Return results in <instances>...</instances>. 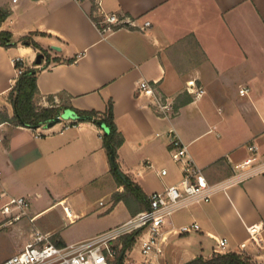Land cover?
<instances>
[{"label": "crops", "instance_id": "0c3cea01", "mask_svg": "<svg viewBox=\"0 0 264 264\" xmlns=\"http://www.w3.org/2000/svg\"><path fill=\"white\" fill-rule=\"evenodd\" d=\"M0 6L11 9L1 28L16 42L0 44V194L25 196L31 206V201L44 199L13 224L5 223L0 201V232L8 229L3 233L16 241L14 251L0 258V264L23 249L36 230L67 244L132 216L124 201L111 200L124 186L111 171L105 130L99 124L65 115L52 126L3 121V114H14L9 93L18 75L15 58L39 68V104L48 105L49 94L56 102L68 94L72 105L82 110L105 111L113 102L115 123L125 138L119 161L148 196L181 176L171 155L170 129L188 145L210 182L239 171L251 156L264 159V0H103L107 11L137 18L140 24L152 22L145 30L122 26L107 36L92 21L88 3L0 0ZM27 34L50 54L47 67L42 68L45 56L37 63L39 48L22 43ZM142 79L155 82L158 91L174 101L170 117L158 115L147 98L138 95ZM188 81L203 93L189 92ZM242 88L247 91L241 93ZM162 168L167 174H160ZM88 190L95 192V200ZM48 209L57 210L66 227L86 218L104 222L65 232L66 228L37 223ZM193 222L200 228L180 232L182 225ZM254 223L264 225V173L172 214L162 228L163 252L154 261L182 264L199 255L210 257L217 239L226 238L222 250L264 262V230L261 246L250 242L240 247L249 237L247 226ZM132 247L123 264H146L136 244Z\"/></svg>", "mask_w": 264, "mask_h": 264}, {"label": "built area", "instance_id": "2783aa9c", "mask_svg": "<svg viewBox=\"0 0 264 264\" xmlns=\"http://www.w3.org/2000/svg\"><path fill=\"white\" fill-rule=\"evenodd\" d=\"M17 2L18 0H13ZM80 4L91 5L90 17L102 36H107L116 28L136 27L145 30L152 22L146 20L143 24L137 18L121 15L115 11H107L103 7V0H76ZM22 58H15L16 60ZM188 91L198 95L203 93L202 88H196L193 81H188ZM247 90L242 88L241 93ZM139 96L147 98L148 102L160 116L170 117L175 110L174 101L158 91L156 83L147 79L139 81L137 86ZM63 120L62 112L58 114L56 122ZM67 126V124H65ZM172 136V159L181 168L180 179L175 183L167 184L163 189L153 191L149 195V207L132 215L121 224L100 232L90 238L58 245L51 240L49 234L36 230L33 238L23 249L14 253L2 262V264H113L119 250V241L126 234L140 230L136 236L139 237L141 252L146 264H157L154 257L162 254V228L168 218L176 211L186 208L194 203L208 202L218 192H228V189L240 184L248 178L264 173V159L256 160L255 156L247 158L241 169L230 174L228 177L210 182L202 167L198 166L191 157L188 145L185 144L174 129H170ZM157 135H160L158 132ZM3 138L0 136V143ZM253 151L257 150L255 145L251 146ZM168 170L162 168L161 175L167 174ZM2 211L7 215L6 224H13L28 214L30 201L25 196H10L6 193L0 194ZM104 204L103 200H100ZM66 215L71 219L67 207H64ZM200 228L198 222L184 224L180 232H190ZM249 237L240 243L245 249L252 242L261 246L262 223H254L247 226ZM228 244L226 238H218L215 251H221Z\"/></svg>", "mask_w": 264, "mask_h": 264}, {"label": "trees", "instance_id": "16d2710c", "mask_svg": "<svg viewBox=\"0 0 264 264\" xmlns=\"http://www.w3.org/2000/svg\"><path fill=\"white\" fill-rule=\"evenodd\" d=\"M10 13V8L0 6V44L4 46H10L16 43L12 39V33L9 30L1 28L2 22L10 15ZM21 41L24 44L39 48L42 53H44L47 61L43 64L42 68L47 67L51 63L52 58L48 51L44 49L31 34L23 36ZM55 59L56 61L59 60V58ZM73 60L74 59H69V61ZM15 65L18 69V75L9 93V100L12 103L14 114L13 116H9L7 113L3 114V121L8 120L12 123L25 126H39L55 121L58 114L67 108H70L76 111L80 116H83V118H80L82 120H93L97 124L99 120H103L110 127V131L105 132L103 135V142L110 157L111 171L114 174L118 185L124 186L123 190H116L113 192L112 199L114 203L121 200L124 201L132 215L148 208V194L143 190L138 180L123 169L119 161L118 149L123 144L125 138L118 130L115 123L113 102H108L105 111H98L95 109L82 110L72 105L69 101L71 96L68 94L60 95L59 102H56L54 94H49L47 97L50 101V105H40L37 102L40 95V89L38 88L37 83V73L39 68L27 66L21 59L16 60ZM139 233L140 230H136L122 237V247L113 261V264L124 263L125 253L134 245L136 235ZM55 243L58 245H65V242L61 240H55ZM182 264H264V262H258L251 256L236 251H216L210 257L199 255Z\"/></svg>", "mask_w": 264, "mask_h": 264}, {"label": "rangeland", "instance_id": "374dc122", "mask_svg": "<svg viewBox=\"0 0 264 264\" xmlns=\"http://www.w3.org/2000/svg\"><path fill=\"white\" fill-rule=\"evenodd\" d=\"M40 52H42V51L40 50ZM40 105H43V104H40ZM48 105H50V101H49ZM45 106H47V105H45ZM87 193L90 195H93V196H91L92 197L91 200H95L97 198L96 196H94V195H96L94 191L88 190ZM38 200H40V201H38ZM38 200L36 202L34 200L31 201L32 206L30 205V208L32 207V210L35 209V207L38 208L40 202H42L44 199L41 197ZM111 200H113L112 197H111ZM96 207L102 208L105 206H103L101 204L100 205L97 204ZM57 212H58L57 210H53V209H48V210L44 211L42 214H40V216L37 220V223L44 224L45 226H56V227H59V229H65L66 228L65 232L69 231L71 233H74L75 231H78V232L81 231L80 229L83 228L85 225H88V227H93V226H95V224H100V223L104 222V220L103 221L99 220V221L93 222V220H88L86 218V219H83L82 221H80L79 223H77L75 225H70V226L66 227V226H64L61 218H59ZM26 220L27 219H24V221H26ZM3 232H8V229L0 232V258H2L5 255L7 256V255L11 254L15 249V242H16L13 239H11L9 236H7L6 233H3ZM139 243H140L139 237L136 236V241L134 244H136V246L138 247V250H136V253L138 255L141 251V247H140ZM120 248H121V245H120ZM132 248L133 247H131L130 250ZM221 251H224V250H221Z\"/></svg>", "mask_w": 264, "mask_h": 264}, {"label": "water", "instance_id": "95a60500", "mask_svg": "<svg viewBox=\"0 0 264 264\" xmlns=\"http://www.w3.org/2000/svg\"><path fill=\"white\" fill-rule=\"evenodd\" d=\"M54 48L56 49H60V46L58 45H53ZM44 53L40 52L37 56V63H41L42 62V58L44 57ZM62 115H65L66 117H73V118H83V116H80L76 111L67 108L66 110H64L62 112ZM56 121H51L48 124V126H52ZM98 124L105 130V132H109L110 131V127L103 121V120H99ZM114 158V156H113ZM124 176V175H123Z\"/></svg>", "mask_w": 264, "mask_h": 264}]
</instances>
